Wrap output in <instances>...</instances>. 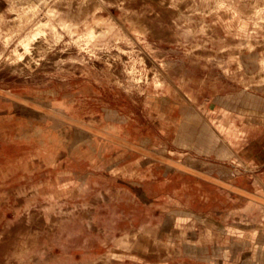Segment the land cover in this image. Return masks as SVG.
I'll return each instance as SVG.
<instances>
[{
  "label": "rangeland",
  "instance_id": "374dc122",
  "mask_svg": "<svg viewBox=\"0 0 264 264\" xmlns=\"http://www.w3.org/2000/svg\"><path fill=\"white\" fill-rule=\"evenodd\" d=\"M238 71H264V0H0V264L188 259L144 204L116 200L103 169L121 130L97 115L143 121L150 100L202 102Z\"/></svg>",
  "mask_w": 264,
  "mask_h": 264
},
{
  "label": "crops",
  "instance_id": "0c3cea01",
  "mask_svg": "<svg viewBox=\"0 0 264 264\" xmlns=\"http://www.w3.org/2000/svg\"><path fill=\"white\" fill-rule=\"evenodd\" d=\"M236 73L237 83L202 102L182 92L150 100L143 121L117 105L97 115L121 130L103 169L118 176L116 200L144 204L148 220H161L162 237L175 236L183 246L175 250L188 257L160 264H264V71ZM104 134L100 159L111 154Z\"/></svg>",
  "mask_w": 264,
  "mask_h": 264
}]
</instances>
